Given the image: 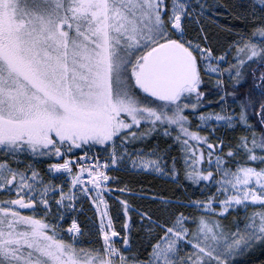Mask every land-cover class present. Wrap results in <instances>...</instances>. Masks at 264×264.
I'll return each mask as SVG.
<instances>
[{
    "label": "snow or ice",
    "instance_id": "6c2138e0",
    "mask_svg": "<svg viewBox=\"0 0 264 264\" xmlns=\"http://www.w3.org/2000/svg\"><path fill=\"white\" fill-rule=\"evenodd\" d=\"M234 8L0 0V264H264V0L221 41Z\"/></svg>",
    "mask_w": 264,
    "mask_h": 264
},
{
    "label": "trees",
    "instance_id": "16d2710c",
    "mask_svg": "<svg viewBox=\"0 0 264 264\" xmlns=\"http://www.w3.org/2000/svg\"><path fill=\"white\" fill-rule=\"evenodd\" d=\"M211 2H216L218 5L229 4L235 6L234 10L229 9V11H224L223 9L220 12V16L217 21L214 20L207 22L209 30L213 32L216 36H219L221 41L224 39L225 33L221 31V28L232 27L235 30H241L245 26V21L242 18H237L235 13L243 12L245 7L248 5L250 0H214ZM249 85L243 86L240 91H247ZM210 99H215L210 97ZM218 110V109H215ZM123 175V174H121ZM126 180L128 177H124ZM131 178L137 183L133 184L132 187L139 190L141 186H144L151 190L153 194H156L161 197L174 198L177 194L175 193V185L171 183L170 180L156 176L153 174H131ZM119 195V193H116ZM139 203H148L147 201L139 200ZM91 216V212L88 213ZM83 219V217H81ZM67 227V225H65ZM259 256V252L256 254ZM246 259V258H242ZM253 264H258V261L254 260Z\"/></svg>",
    "mask_w": 264,
    "mask_h": 264
},
{
    "label": "rangeland",
    "instance_id": "374dc122",
    "mask_svg": "<svg viewBox=\"0 0 264 264\" xmlns=\"http://www.w3.org/2000/svg\"><path fill=\"white\" fill-rule=\"evenodd\" d=\"M211 1H214V0H209L210 3H214V2H211ZM215 3H216V2H215ZM217 4H218V3H217ZM219 16H220V13H215V12H213V13L211 14V16L209 17V19L207 20V22H210V21H212V20H214V22H215V21L218 20Z\"/></svg>",
    "mask_w": 264,
    "mask_h": 264
}]
</instances>
